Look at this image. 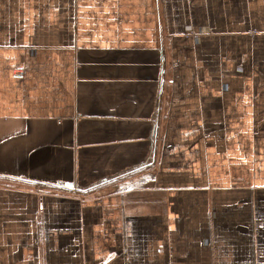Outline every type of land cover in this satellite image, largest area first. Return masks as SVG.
<instances>
[{
    "label": "crops",
    "instance_id": "1",
    "mask_svg": "<svg viewBox=\"0 0 264 264\" xmlns=\"http://www.w3.org/2000/svg\"><path fill=\"white\" fill-rule=\"evenodd\" d=\"M0 264H264V0H0Z\"/></svg>",
    "mask_w": 264,
    "mask_h": 264
},
{
    "label": "built area",
    "instance_id": "2",
    "mask_svg": "<svg viewBox=\"0 0 264 264\" xmlns=\"http://www.w3.org/2000/svg\"><path fill=\"white\" fill-rule=\"evenodd\" d=\"M23 74V72H18V75H22Z\"/></svg>",
    "mask_w": 264,
    "mask_h": 264
}]
</instances>
